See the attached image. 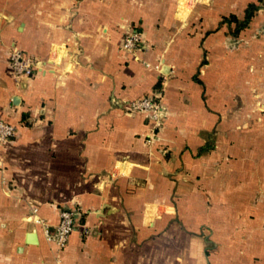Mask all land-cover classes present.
I'll return each instance as SVG.
<instances>
[{"label":"crops","instance_id":"1","mask_svg":"<svg viewBox=\"0 0 264 264\" xmlns=\"http://www.w3.org/2000/svg\"><path fill=\"white\" fill-rule=\"evenodd\" d=\"M0 120V264H264V0H0Z\"/></svg>","mask_w":264,"mask_h":264},{"label":"built area","instance_id":"2","mask_svg":"<svg viewBox=\"0 0 264 264\" xmlns=\"http://www.w3.org/2000/svg\"><path fill=\"white\" fill-rule=\"evenodd\" d=\"M142 35L139 31H131L125 34L120 44V49L128 55L138 52L143 47ZM7 66L15 81L22 78H30L35 71L34 61L15 47L9 48L6 54ZM160 94L154 93L150 96L130 100L122 107L130 114L146 116L154 125L158 124L161 107ZM16 126L0 120V146L9 142L15 135ZM32 223L38 226L44 239L55 245L57 249H63L71 233L77 230V217L79 211L76 209H61L57 213L58 221L49 231V226L37 216V208L31 207Z\"/></svg>","mask_w":264,"mask_h":264},{"label":"trees","instance_id":"3","mask_svg":"<svg viewBox=\"0 0 264 264\" xmlns=\"http://www.w3.org/2000/svg\"><path fill=\"white\" fill-rule=\"evenodd\" d=\"M251 10H252V6H249L248 7V12L251 13ZM249 16L250 15L246 13L244 20L241 21V22H239V23L234 18H232V17H230L228 20H225V21L226 22H230V23L232 22V23L235 24L232 33L233 34H237L239 31H241L242 29H244V27L246 26L247 21L249 19Z\"/></svg>","mask_w":264,"mask_h":264}]
</instances>
